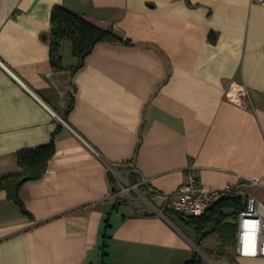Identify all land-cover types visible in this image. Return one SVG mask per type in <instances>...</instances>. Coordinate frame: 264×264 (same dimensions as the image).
I'll return each instance as SVG.
<instances>
[{
    "label": "crops",
    "instance_id": "crops-1",
    "mask_svg": "<svg viewBox=\"0 0 264 264\" xmlns=\"http://www.w3.org/2000/svg\"><path fill=\"white\" fill-rule=\"evenodd\" d=\"M56 5L129 43L98 42L77 68L66 39L54 68ZM234 80L251 108L226 98ZM56 131L46 173L20 190L28 213L0 191V264H102L104 245L109 264H264L238 254L240 214L200 233L165 199L194 167L208 189L264 203V4L0 0V177ZM115 170L152 207L115 196Z\"/></svg>",
    "mask_w": 264,
    "mask_h": 264
},
{
    "label": "trees",
    "instance_id": "trees-1",
    "mask_svg": "<svg viewBox=\"0 0 264 264\" xmlns=\"http://www.w3.org/2000/svg\"><path fill=\"white\" fill-rule=\"evenodd\" d=\"M214 39V36H211ZM70 40L73 44V53L78 58L77 68L84 64L86 57L92 52L98 42L106 41L111 43H129L117 36L111 29L101 28L84 17L74 13L73 11L56 5L52 12V30H51V62L54 68L62 67L61 46L64 40ZM73 105V102H72ZM56 134L54 132L49 143L39 145L32 148H22L16 153L19 171L0 177V191L5 190L9 199L18 204L22 210L28 213L23 201L20 198V190L22 186L29 181L38 180L44 176L47 171L49 160L55 153ZM131 183L135 184L130 179ZM247 202L243 195L233 192L225 195L216 201L208 211L200 216H188L186 219L193 224L200 233L207 228L213 227L218 230L224 220L232 217L238 219L241 211L246 209ZM227 209H232L228 212ZM107 222V221H106ZM109 226V222H107ZM237 228L234 226V231ZM106 236V235H105ZM108 252L106 246H103L102 264H109L106 261ZM184 264H207L202 255L196 254L193 258L187 260Z\"/></svg>",
    "mask_w": 264,
    "mask_h": 264
},
{
    "label": "built area",
    "instance_id": "built-area-1",
    "mask_svg": "<svg viewBox=\"0 0 264 264\" xmlns=\"http://www.w3.org/2000/svg\"><path fill=\"white\" fill-rule=\"evenodd\" d=\"M253 1L264 4V0ZM226 98L230 102L246 108L253 106L252 92L244 82L231 81L226 89ZM58 118L67 125L64 119L59 116ZM253 183H257V180H254ZM138 185L134 184V186ZM231 192L230 188L223 191L208 189L200 183L196 168L190 167L186 171L185 183L180 186L177 192L166 195L165 199L175 211L188 216L200 217L208 211L214 202L224 194ZM117 194L118 192L114 193L115 196ZM238 223V254L240 256L264 255V203L255 196H249L246 209L240 212ZM209 263L237 264L225 258H210Z\"/></svg>",
    "mask_w": 264,
    "mask_h": 264
},
{
    "label": "rangeland",
    "instance_id": "rangeland-1",
    "mask_svg": "<svg viewBox=\"0 0 264 264\" xmlns=\"http://www.w3.org/2000/svg\"><path fill=\"white\" fill-rule=\"evenodd\" d=\"M115 174L117 176V185H116V191L123 193L127 196H133L134 198L139 200V203L143 204L145 207H152L150 204L148 198L143 195L142 188L140 186H134L133 183H131L130 179L128 178L127 174L123 172H118L115 170ZM116 192V193H117Z\"/></svg>",
    "mask_w": 264,
    "mask_h": 264
}]
</instances>
